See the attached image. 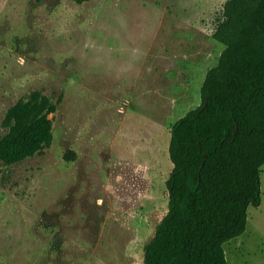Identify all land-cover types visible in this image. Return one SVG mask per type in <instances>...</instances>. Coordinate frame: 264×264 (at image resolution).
<instances>
[{"label":"rangeland","instance_id":"1","mask_svg":"<svg viewBox=\"0 0 264 264\" xmlns=\"http://www.w3.org/2000/svg\"><path fill=\"white\" fill-rule=\"evenodd\" d=\"M226 1L0 0V129L34 90L57 103L52 144L0 160V264H144L169 210L171 128L202 103ZM224 247L264 264V166Z\"/></svg>","mask_w":264,"mask_h":264},{"label":"trees","instance_id":"2","mask_svg":"<svg viewBox=\"0 0 264 264\" xmlns=\"http://www.w3.org/2000/svg\"><path fill=\"white\" fill-rule=\"evenodd\" d=\"M216 20L213 37L225 47L207 71L202 103L171 128L169 210L144 247V264H230L224 244L246 231L249 205L262 200L264 0H227ZM56 109L41 90L12 105L0 160L50 146Z\"/></svg>","mask_w":264,"mask_h":264}]
</instances>
